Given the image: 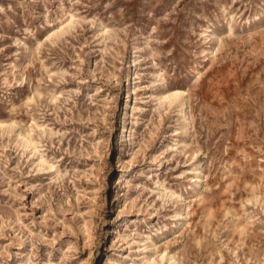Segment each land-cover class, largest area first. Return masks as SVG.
Wrapping results in <instances>:
<instances>
[{
    "label": "rangeland",
    "instance_id": "rangeland-1",
    "mask_svg": "<svg viewBox=\"0 0 264 264\" xmlns=\"http://www.w3.org/2000/svg\"><path fill=\"white\" fill-rule=\"evenodd\" d=\"M175 262L264 264V0H0V264Z\"/></svg>",
    "mask_w": 264,
    "mask_h": 264
},
{
    "label": "bare ground",
    "instance_id": "bare-ground-1",
    "mask_svg": "<svg viewBox=\"0 0 264 264\" xmlns=\"http://www.w3.org/2000/svg\"><path fill=\"white\" fill-rule=\"evenodd\" d=\"M180 90H178V89H174V90H172V91H168V90H163L162 92H161V95L163 96V97H177L179 94H180ZM160 95V96H161ZM180 103H182V101H180ZM122 127H124V124L122 125ZM21 135H22V137H24V139L28 142V143H30V144H32V140H31V138L28 136V135H26V134H24V132L23 131H21V132H19ZM196 178H197V180H201V178H200V175L199 174H197L196 175ZM119 179H120V177H119ZM164 256V253H161V257H163ZM172 257V256H171ZM147 259L149 260L150 258L149 257H147ZM173 264H180V263H178V262H175V263H173Z\"/></svg>",
    "mask_w": 264,
    "mask_h": 264
}]
</instances>
